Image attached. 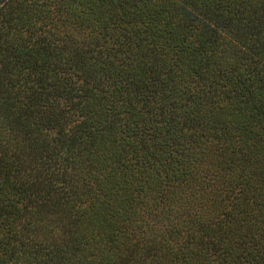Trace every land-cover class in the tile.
Segmentation results:
<instances>
[{
    "label": "trees",
    "instance_id": "16d2710c",
    "mask_svg": "<svg viewBox=\"0 0 264 264\" xmlns=\"http://www.w3.org/2000/svg\"><path fill=\"white\" fill-rule=\"evenodd\" d=\"M0 264H264V0H0Z\"/></svg>",
    "mask_w": 264,
    "mask_h": 264
}]
</instances>
